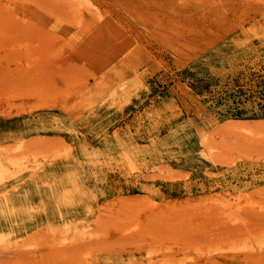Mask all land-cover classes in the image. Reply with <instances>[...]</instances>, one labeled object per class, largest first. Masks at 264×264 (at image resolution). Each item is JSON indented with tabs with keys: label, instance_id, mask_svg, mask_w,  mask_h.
I'll use <instances>...</instances> for the list:
<instances>
[{
	"label": "rangeland",
	"instance_id": "374dc122",
	"mask_svg": "<svg viewBox=\"0 0 264 264\" xmlns=\"http://www.w3.org/2000/svg\"><path fill=\"white\" fill-rule=\"evenodd\" d=\"M261 141L264 0H0V145L31 161L77 151L96 197L76 233L24 236L7 264H207L264 247L247 214L264 210Z\"/></svg>",
	"mask_w": 264,
	"mask_h": 264
},
{
	"label": "bare ground",
	"instance_id": "6f19581e",
	"mask_svg": "<svg viewBox=\"0 0 264 264\" xmlns=\"http://www.w3.org/2000/svg\"><path fill=\"white\" fill-rule=\"evenodd\" d=\"M53 123H54L53 126H55V130L59 131L58 134H60V135L65 134V131L70 129L68 126L69 118L67 116L62 118V119L52 121L51 124H53ZM261 143L263 144L264 142L261 141ZM19 144H24V141L17 143V145H19ZM259 144H260V142H259ZM10 145H11L10 143L0 145V264H7L6 261L9 260L10 257H12L13 253H18V252H20V250L23 247H25V244L21 243L22 238L24 236L29 237V235H31L32 233L38 232V231H43V230L49 231L50 235H54V234H56V229H59L60 226H62L60 224H65L66 226L68 225V227H69L68 230L71 231V230H73V227H76V226L80 227V226H82L83 223L87 222L91 218L92 214L94 213V209L96 206V202H95L96 197L92 193V188L90 187L89 181H88V170H87L86 166L84 165V163L80 157V154L77 151H74L72 154H70L69 156L63 157L62 159H53V158H51V156H49L46 159H36V157H35L31 161L29 159L16 158L17 156L14 155L16 151L14 152V154L12 156L11 153H13V152H10V148L7 147ZM263 146H264V144H263ZM15 148H17V147H14L13 149H15ZM245 151H247V149H245ZM215 199L217 200V198H215ZM263 200L264 199H262L261 202L264 204ZM146 201H149V200L146 199ZM247 201H249V200H247ZM206 202H207V200H206ZM158 203H159V201L157 198L151 197L150 204H148L146 206V203H145L144 207L145 206L149 207L150 205L156 206V205H158ZM247 203H249V205L246 204L247 205L246 209H251L252 207L250 206L251 205L250 202H247ZM205 204L203 202L202 207L203 208L205 207L204 209L209 207V206H205ZM151 206L149 207V209L151 208ZM212 206L214 207L215 204L212 203ZM213 207H209L207 210L209 211V209H210V211H211V208L212 209L217 208V207H214V208ZM127 208H129V207H127ZM130 208H133V207H130ZM255 208H256V206H255ZM132 210L134 211V208ZM135 211L137 213L138 210H135ZM215 211H219V210L215 209ZM244 211H245V213H247L246 210H244ZM139 212H141V211H139ZM220 212L223 213V216L222 215L221 216L223 218H225V214H224L225 211L224 212L219 211V213ZM100 214H101V212H100ZM227 214L229 215V213H226V217H227ZM247 214H246V216H248V218L251 219V221H254L257 224H261L264 226V210L259 211V210L251 209V211H249ZM213 215H214L213 218L216 221L215 216L217 215V213H216V215H215V213H213ZM154 217H155V220H158L157 219L158 217L157 218H156V216H154ZM222 217H220V220L223 219ZM218 218H219V216L217 217V219ZM149 221H152V220H149ZM221 221H223V220H221ZM249 221L250 220L247 221V223H246L247 225L249 224ZM140 223H142V222H140ZM156 223H158V222H156ZM156 223L152 222L151 224H154V226H155ZM226 223H228V222H226ZM105 225H107V224H105ZM148 225H149V222H148ZM148 225H146V226H148ZM66 226H63L62 228H66ZM86 226H87V224L85 225V227ZM138 226H139V223H138ZM157 226H158V224H157ZM248 226H249V228L251 227L250 224ZM167 227L165 228V226H164L165 229H167ZM238 227H229L226 225L224 227V230L226 233H229V231L230 232L236 231V229L241 228V227H239V228ZM138 228H140V226ZM155 228L157 229L158 227L155 226ZM226 228H228L229 230ZM147 229L148 228L146 227V230ZM161 229H162V232H159V234L163 233V228H161ZM165 229H164V234H163L164 236L166 234H168V233L165 234V232L171 228L167 229L166 231H165ZM245 229L248 230V228H245ZM74 230H76V229H74ZM104 230H107V229H104ZM138 230H140V229H137L136 231H138ZM144 230H145V228H144ZM190 230H191V228L188 229L186 232H189ZM88 231H90V230H88ZM132 231H130V232H132ZM76 232L77 231H74L73 234ZM151 232H153V231L151 230ZM151 232H150V234H151ZM167 232H169V233L171 232L172 235H174V236L177 235L176 234L177 232L176 233L172 232V230L167 231ZM78 233H79V235L78 234L74 235L75 238H73V240H75V241L77 239H78L77 241L83 240L84 238H86V236H88V232L78 231ZM91 233H93V231ZM100 233H103V232L101 231ZM100 233H97V234H100ZM171 233L169 234L170 236H171ZM250 233L252 234V232H250ZM73 234L71 231V235H73ZM97 234H96V236H98ZM104 234L106 235V237H108L107 236L108 234L103 233L104 237H105ZM124 234H125V236L129 235V237H131V235L129 233H127V235H126V233H124ZM124 234H122V235L124 236ZM189 234H191V232H189ZM260 234L262 235V233H260ZM178 235H180V237H181V236H184L186 234H184V230H183L182 232H179ZM142 236H144V235H142ZM151 236H153V233ZM154 236H156V235H154ZM174 236H173V238H174ZM186 236H189V235H186ZM144 238H146V237H142L141 239L143 240ZM170 238H172V237H170ZM181 239H182V237H181ZM125 241H122V242H125ZM132 241H133V239H132ZM136 241H137V239H136ZM180 241H182V240H180ZM183 241L181 243H183ZM76 242H74V243L77 244L78 242L77 243ZM83 242H86V241L83 240ZM140 242H142V241H140ZM144 242H146V241H144ZM235 242H233V243H235ZM262 242L263 241H259L258 244H253V245L250 244L249 246H251V248L246 249L245 251H242V252L239 251V252L230 253V254L224 253L221 256L210 257L206 263L207 264H264V247L262 246ZM126 243L127 242L124 243L125 246H126ZM134 243H135V239H134ZM68 244L69 243H67L66 245H68ZM96 244H98V243H96ZM138 244H140V243L138 242ZM85 245H86V243H85ZM37 246L40 247V244H37ZM70 247H72V246H70ZM139 247H141V246H139ZM32 248L36 250V246H35V248L34 247H32ZM32 248L31 249L25 248L24 250L27 253L28 251L30 252V250H32ZM74 248H76V247H74ZM200 250H201V248H200ZM36 251H32V252L36 253ZM70 251H73V250H70ZM260 251H261V253H260ZM23 252L24 251H22V253ZM37 253H40V252H37ZM43 253H45V252H41V256H43L42 255ZM68 254H69V252H68ZM80 254H81V252H80ZM85 255H87V254L85 253ZM88 255H90V254H88ZM13 257H15V254ZM35 257H33V258L35 259ZM43 259H45V258L43 257L42 260Z\"/></svg>",
	"mask_w": 264,
	"mask_h": 264
}]
</instances>
